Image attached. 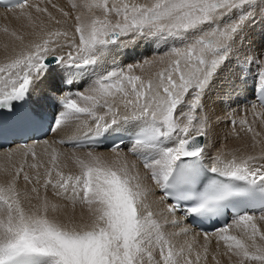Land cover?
<instances>
[{
    "label": "snow or ice",
    "instance_id": "snow-or-ice-1",
    "mask_svg": "<svg viewBox=\"0 0 264 264\" xmlns=\"http://www.w3.org/2000/svg\"><path fill=\"white\" fill-rule=\"evenodd\" d=\"M0 7V116L83 137L0 151V264H264V0ZM245 73L258 103L215 120L250 143L213 154L209 104Z\"/></svg>",
    "mask_w": 264,
    "mask_h": 264
},
{
    "label": "bare ground",
    "instance_id": "bare-ground-1",
    "mask_svg": "<svg viewBox=\"0 0 264 264\" xmlns=\"http://www.w3.org/2000/svg\"><path fill=\"white\" fill-rule=\"evenodd\" d=\"M55 3H58L62 5L61 2H67V0H54ZM66 3H64L65 5ZM3 8L0 7V26H3L5 24H14L13 21L10 19H5L3 17ZM256 46V45H254ZM123 61H125L123 59ZM247 79L243 80L238 78V75H232L231 77L227 78V84H226V91L231 92L232 95L229 96H224V104L221 105L220 103V98H214V100L219 104L210 103L209 104V109L212 112L213 115V129L210 133V139L208 141L209 145V150L214 154L216 149L220 148L221 145L224 146L225 150H230L234 149L237 147H242L245 144L250 143V139L248 137H245L243 133H241V137L237 138L233 134V129L229 125L226 119L221 120V121H216L215 116L219 115L221 117L224 116L225 112H232L233 113V118L235 119H240V117L244 114L245 110L250 108V105L252 103H258L255 98V89H256V82L254 79V73L253 74H248L246 76ZM82 82L81 81H76L75 85L73 88L78 87ZM67 90V89H66ZM40 95L41 96H51L55 97L59 95V93H54L51 91V86L49 84H45L41 90H40ZM247 100L249 106H245L243 104V100ZM51 109V103L46 101L45 102V109ZM249 119H251V113H248ZM236 131H239V128L236 129ZM82 136L81 133H76L73 135V130H68V131H49L45 136L41 137L40 139H37L34 141V139L29 140L26 144H37V147L39 145H42V142L44 140H48L50 143L55 140H60V139H73ZM129 142H125V144H128ZM22 145H20L17 142L12 143L7 149L11 148H19ZM58 146V145H57ZM66 148H72L68 147V144H65ZM40 147V146H39ZM7 149H1L0 151L7 150ZM39 149V148H38ZM97 150L104 152L106 154H111L110 148H98ZM39 151V150H38ZM78 151V150H77ZM124 152H127L128 149L124 148ZM129 160H135V157L130 155L128 156ZM139 161H137V164ZM141 166V165H140ZM142 167V166H141ZM73 168V166H72ZM75 170V169H74Z\"/></svg>",
    "mask_w": 264,
    "mask_h": 264
},
{
    "label": "rangeland",
    "instance_id": "rangeland-1",
    "mask_svg": "<svg viewBox=\"0 0 264 264\" xmlns=\"http://www.w3.org/2000/svg\"><path fill=\"white\" fill-rule=\"evenodd\" d=\"M61 3H62L61 6H66V5H67V2H64V3H66L65 5H64L63 2H61ZM253 40H254V45H256V46H255L256 48H259V47H261L262 44H264V39H262L261 28H260V26H257V28H256V30H255V33L253 34ZM155 54H156L155 51H147L145 48H140V49H138L137 52H136L135 59H136V60H139V59H141V58H143V57H145V56L150 57V56H153V55H155ZM120 59H121V62H125V61H123V59L125 60L124 57H121ZM126 62L131 63V62H133V61H132V60H127ZM244 75H245V76H248V73H245ZM236 76H237V75H236ZM215 104L219 105L216 101H215ZM243 104H244L245 106H249V105H247L248 102H247L246 99L243 100ZM39 146L41 147L42 145H39ZM39 146L37 147V149L39 148L38 150H40V147H39ZM221 146H222V145H221ZM58 147H61L62 150L66 152L67 156H70V155H71L72 148H68V149H67L65 145H62V146H61V145H58ZM68 147H71V146L68 145ZM99 148H103V147H99ZM104 148L106 149L107 147H104ZM78 151H80V150H78ZM98 151H99V150H98ZM105 154H106V153H105ZM107 155H111V154H107ZM67 162H68V164H69V169L72 170V171H75L76 169H75L74 166L72 165L71 160L69 159ZM138 163H140V162H138ZM72 166H73V168H72ZM141 166H142V165H141ZM74 169H75V170H74ZM212 247L215 248V242H213ZM221 259H222L223 264H226V258H223V257H222ZM210 264H211V258H210Z\"/></svg>",
    "mask_w": 264,
    "mask_h": 264
}]
</instances>
